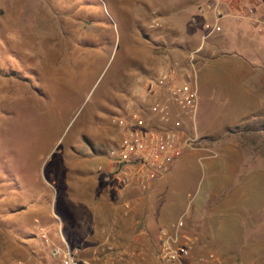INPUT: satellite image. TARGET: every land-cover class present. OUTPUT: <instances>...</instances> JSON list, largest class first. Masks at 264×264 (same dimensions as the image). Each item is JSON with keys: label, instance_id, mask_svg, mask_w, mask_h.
I'll return each instance as SVG.
<instances>
[{"label": "rangeland", "instance_id": "rangeland-1", "mask_svg": "<svg viewBox=\"0 0 264 264\" xmlns=\"http://www.w3.org/2000/svg\"><path fill=\"white\" fill-rule=\"evenodd\" d=\"M202 1L0 0V264L45 257L49 247L58 244V234L78 248L79 264H154L160 231L171 230L177 221L194 238L191 261L212 255L220 264L215 253L221 249L230 253L229 258H221L222 264H264V61L260 64V57L249 60L258 68L256 74L263 75L255 90L259 112L240 119L250 106L249 99L237 100L240 84L230 89L217 82L200 92V126L213 133L195 135L198 145L184 152L209 163L207 168L198 160L189 163L192 184L186 171L176 176L169 169L163 175V223L170 225L159 229L154 241L141 237L133 245L114 241L103 224L107 202H95L90 196V209L85 206L89 184L81 178V159L86 153L102 156L116 139L109 115L112 111L122 115L123 103L115 110L111 106L116 92L126 98L131 95L129 77L151 76L142 72L150 48L161 51L157 55L161 64H173L163 59V49L189 52L199 34L188 27L190 17L198 14ZM245 1L255 2L264 19V0ZM232 91L235 99L228 96ZM97 176L98 185L104 176ZM106 185L116 191L129 187L118 184L111 174ZM152 185L138 189L134 197L115 196L122 206L121 229L135 228L139 236L128 203L140 202L137 213L142 217L143 199ZM189 185L181 198L175 193ZM70 194L78 216L87 215L85 225L91 222L89 229L65 224L63 206ZM197 195L205 210L195 211L194 219L185 213L175 216L180 203L188 208ZM39 229L47 238L44 243ZM22 233L36 237L22 239ZM207 235L210 239L202 240Z\"/></svg>", "mask_w": 264, "mask_h": 264}, {"label": "built area", "instance_id": "built-area-1", "mask_svg": "<svg viewBox=\"0 0 264 264\" xmlns=\"http://www.w3.org/2000/svg\"><path fill=\"white\" fill-rule=\"evenodd\" d=\"M198 14L210 13L213 21L203 25V41L212 33L223 17L234 22H245L249 30L264 34V19L253 1L203 0L196 8ZM189 53L184 65L163 63L153 76H137L132 92L138 101L151 98L149 104L131 106L124 102L121 116H113L111 123L117 130V140L105 151L113 165L115 181L124 186L134 184L140 191L147 190L158 177L164 175L170 164L186 149L198 145L197 137L187 133L182 120L172 117L170 107L189 123L196 111L194 55ZM39 231L40 241H47ZM194 238L184 231L181 221L171 230L159 233L154 264H215L213 256L191 261ZM78 248L68 245L62 238L49 247L43 261L36 263L15 260L11 264H79Z\"/></svg>", "mask_w": 264, "mask_h": 264}, {"label": "crops", "instance_id": "crops-1", "mask_svg": "<svg viewBox=\"0 0 264 264\" xmlns=\"http://www.w3.org/2000/svg\"><path fill=\"white\" fill-rule=\"evenodd\" d=\"M213 21L212 15L210 13L205 14H197L192 17H190V24L189 28H192L193 31L197 29L198 36L193 38L194 45L190 46L189 52L186 54L184 53L181 48H169V49H163V59L165 61L171 60L172 63L178 64V65H184L187 59V56L189 53H192L193 50L197 51L194 61V66L196 68V74H195V89H196V111L194 120L192 122H188L185 118L182 116H179L177 114L176 109L171 106L170 113L172 117H179L182 120L183 127L185 131L188 133H193L194 135L204 136L213 133V132H205L203 128H201L200 124V92L203 91V87L207 86H213L215 83L220 82L224 87H229L230 89H235V86L239 87L240 84V91L238 93V102L239 100L241 103H244L245 100L249 99L248 102L250 104L248 110L244 113L246 116L241 114L240 119H247V115H251L254 113L259 112V109L257 108V95H256V83L258 81V78L262 79L263 75L261 73L256 74L257 67H253L255 65H251L252 62H249V60L256 57H260L259 63H263L264 59V34L257 35L252 33L245 22L237 23L234 22L230 17H223L218 21L216 24L215 30L210 33L203 41H201L200 37L204 33L203 31V25L205 23H211ZM179 45V44H178ZM151 54L148 58V65L146 64L145 67H143L144 71H142L145 74H149L153 76L158 67L161 65V59L157 55L161 51H158L155 49V47L150 48ZM153 50H157V52H154ZM158 53V54H156ZM250 63V64H249ZM248 66V70H244L243 67ZM142 67V66H141ZM255 69V71H254ZM216 71H220V75L216 74ZM138 75H132V77H129V80L127 82L129 86V93L131 94L128 97L125 98V95L122 93H117L114 96V105L111 104L112 108H119L120 103H123L128 101L129 104L132 106H135V104H149L152 99L151 98H145L141 102L138 101V97L132 92L133 89V80ZM249 84H248V83ZM242 83L247 84L244 86L241 85ZM249 87V88H248ZM251 89V90H249ZM254 91V93H253ZM253 93V94H252ZM235 92H230L229 97H232L235 99ZM112 99V100H113ZM111 100V101H112ZM132 100V102H131ZM229 100V98H228ZM116 108V109H117ZM113 113V111H112ZM102 112H98V115H102ZM115 115H118L117 113ZM104 116V115H102ZM247 117V118H246ZM101 120V116L99 117ZM238 119V122L240 121ZM253 119V118H251ZM228 127V125H225ZM226 127V128H227ZM221 129H225L222 127ZM118 136V134H117ZM117 140V137L112 143ZM109 146V147H110ZM108 147V148H109ZM196 154L192 153H185L182 152L181 156L174 160L170 166H169V173L178 175L179 171H186L189 175V178L191 179V184L193 180V175H191L189 171L187 170H193L192 167L189 166V163H194L193 161H197ZM217 161V160H216ZM213 161V164L216 162ZM219 161V160H218ZM200 162V165L203 166V168H207L208 166V160H198ZM81 172H83L81 175V178H86L85 181L89 184L88 191H87V199L88 201L86 203V207L90 209L91 204L90 202V196L95 198L94 201L97 202L99 199H102L103 201L107 202L105 203V216L103 220V224L108 227V232L112 233L114 235L113 240L116 242L120 241H128L129 244L133 245L137 241V237H141L143 241H154L155 236L159 229L163 228L167 224L163 223V175L155 179L152 185V189L150 190L148 197H144L143 199V210L144 214H142V217H139V213H137V210L140 207V202H136L135 200H132L128 205H130V211L128 215L131 217L134 224L139 225V231L137 236L135 232H137V229H130L128 227L127 229H121L120 225L122 223V218L120 215H122V206L121 204H118V196L121 195H128V197H134L135 195H138V189L134 184H131L126 189L121 190H114L113 187H110L106 185V178L109 177L111 174L113 176V165L111 164V161L106 157L105 154L101 155H92L86 153L81 159ZM194 167L196 166V163L194 164ZM102 174L104 177L101 182L97 185L96 178L97 175ZM175 176V177H176ZM95 182L96 184H94ZM177 182V181H176ZM70 183V182H69ZM190 184V185H191ZM179 185V184H177ZM190 185L186 187V189H180L175 190V193L178 195H183L185 192H188ZM90 186L93 187L94 193L91 194V191L93 189L89 188ZM97 187L100 188V193H97ZM96 189V191H95ZM200 190V188H199ZM200 192V191H199ZM197 192V193H199ZM100 194V198L99 195ZM117 194V195H116ZM124 195V196H125ZM102 196H104L102 198ZM117 196V198L115 197ZM200 196L197 195L193 201V207L192 205L188 204V208H183L182 203H180L179 210L175 212V216L181 213H185L188 217H191L194 219L197 217V210H202L204 207L201 205L202 200L199 198ZM84 199H80V201H83ZM84 202H80L81 206H83ZM120 206V207H119ZM64 220L65 224L68 225H75L78 227H83L85 225V216L86 214H81L78 216L77 214V208L75 207V202L73 201V198L71 197L69 201L64 202ZM210 208V206L208 207ZM212 208V207H211ZM205 210V209H204ZM185 211V212H184ZM114 212V215L112 213ZM120 212V213H119ZM222 217L217 215V219L220 220ZM140 219V220H139ZM172 220V219H171ZM201 219H197L196 222L200 223ZM219 222V221H218ZM206 223V220H205ZM91 222H86V227L90 226ZM201 224V223H200ZM219 223H216L218 225ZM170 225V224H169ZM167 225L166 227H168ZM136 227V225H135ZM72 229V228H71ZM81 230V229H80ZM217 230V229H216ZM88 233V231H86ZM80 237L83 235L82 232H80ZM211 237L213 236V233L209 234ZM215 235H217V231L215 232ZM49 236V235H48ZM59 241L60 238H62L64 241L65 239L61 234H58ZM202 236V234H201ZM55 237H57V234H55ZM197 237H199V232L197 234ZM112 239V238H111ZM210 239L208 235L202 239V240ZM112 240V241H113ZM201 239H199L200 241ZM201 240V241H202ZM58 241V242H59ZM200 241V242H201ZM66 242V241H65ZM151 253V252H150ZM215 257L218 259V261H221L220 264H222L223 259L221 258H229L230 253L228 251H222L221 249H218L215 253ZM220 259V260H219Z\"/></svg>", "mask_w": 264, "mask_h": 264}, {"label": "trees", "instance_id": "trees-1", "mask_svg": "<svg viewBox=\"0 0 264 264\" xmlns=\"http://www.w3.org/2000/svg\"><path fill=\"white\" fill-rule=\"evenodd\" d=\"M110 116H114L115 114L114 113H110L109 114ZM36 236L34 235V234H31V233H22L21 234V238L23 239H27V238H35ZM57 238H58V236H57ZM41 242V241H40ZM42 243V242H41ZM59 243V242H58ZM31 254H33V256L34 257H36V253L35 252H33V251H31L30 252ZM44 258L45 257H42V258H39V259H37L35 262H33V263H36L37 261H43L44 260Z\"/></svg>", "mask_w": 264, "mask_h": 264}]
</instances>
